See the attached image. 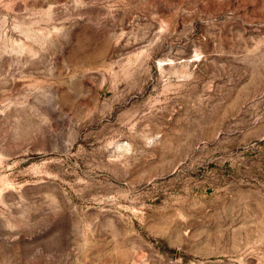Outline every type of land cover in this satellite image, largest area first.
<instances>
[{"label": "rangeland", "instance_id": "374dc122", "mask_svg": "<svg viewBox=\"0 0 264 264\" xmlns=\"http://www.w3.org/2000/svg\"><path fill=\"white\" fill-rule=\"evenodd\" d=\"M0 264H264V0H0Z\"/></svg>", "mask_w": 264, "mask_h": 264}]
</instances>
